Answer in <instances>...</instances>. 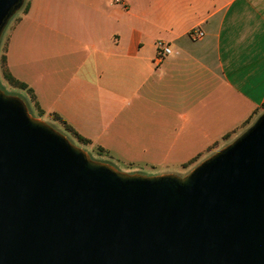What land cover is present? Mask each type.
I'll return each mask as SVG.
<instances>
[{
  "label": "crops",
  "instance_id": "obj_1",
  "mask_svg": "<svg viewBox=\"0 0 264 264\" xmlns=\"http://www.w3.org/2000/svg\"><path fill=\"white\" fill-rule=\"evenodd\" d=\"M16 14L10 74L118 163L187 172L263 111L264 0H29Z\"/></svg>",
  "mask_w": 264,
  "mask_h": 264
},
{
  "label": "water",
  "instance_id": "obj_2",
  "mask_svg": "<svg viewBox=\"0 0 264 264\" xmlns=\"http://www.w3.org/2000/svg\"><path fill=\"white\" fill-rule=\"evenodd\" d=\"M24 0H0V38ZM0 264H264V112L186 174L90 158L0 89Z\"/></svg>",
  "mask_w": 264,
  "mask_h": 264
},
{
  "label": "rangeland",
  "instance_id": "obj_3",
  "mask_svg": "<svg viewBox=\"0 0 264 264\" xmlns=\"http://www.w3.org/2000/svg\"><path fill=\"white\" fill-rule=\"evenodd\" d=\"M29 0H24L23 6L28 3ZM22 6V8H23ZM22 8L19 10L21 11ZM17 14H15L8 22L7 26L5 27L1 38H0V89L7 95H12V96H16L18 98H20L26 105L29 113L34 117V118H38L43 120L44 122H46L47 124H49L51 127H53L54 129H56L57 131H59L60 133H62L64 136H66L74 145H76L77 147L83 149L85 152L88 153V155L90 156L91 159L98 161V162H105L108 164H111L112 166H114L116 169H118L119 171L122 172H126V173H140L143 175H147V176H153V175H160V174H166V173H171V174H176L179 176H182L184 174H186L189 170H191L197 163H199L201 160H203L204 158L208 157L209 155H211L212 153H214L215 151H217L218 149L226 146L227 144H229L230 142H232L237 136H239L246 128H248L255 120L256 118L263 113L262 112H258L256 113V115L251 118L248 122V124L246 126H244L241 131L237 132L235 135L233 136H229L227 139L223 140L222 142H220L216 148L210 150L207 152V154H205L202 157H199V159L194 162L193 164H190L189 166L186 167V171L184 172L181 169H175V170H171L170 172H167L168 170H151V169H146V168H141L138 170V168H135L133 166H131L130 164H126V163H118L116 160H114L113 158L109 157L108 155H104L103 153L97 151V148H91L88 145L87 146H83L78 144L68 133H66L62 126L55 121L50 115H42L39 116L37 110L34 108L33 105V101L30 95H28L25 91L16 89L11 87L3 78L2 76V68H1V58L2 56H4V51H5V40H6V36H7V30L10 27L11 22L14 23V21L16 20L15 16Z\"/></svg>",
  "mask_w": 264,
  "mask_h": 264
},
{
  "label": "trees",
  "instance_id": "obj_4",
  "mask_svg": "<svg viewBox=\"0 0 264 264\" xmlns=\"http://www.w3.org/2000/svg\"><path fill=\"white\" fill-rule=\"evenodd\" d=\"M29 9V2L26 3L21 12L22 14H26L27 11ZM1 68H2V76L4 78V80L13 88L25 91L28 95L31 96L32 101H33V105L34 108L37 110L38 115L42 116L43 115V111L39 108L38 104L35 101V96L32 93V90L30 88L27 87L26 84L16 80L8 71L7 69V64H6V57L2 56L1 58ZM262 110L264 111V104L262 105ZM55 121H57L63 128V130L68 133L78 144L83 145V146H87L90 144V141L82 136H80L71 126H69L62 118H60L57 114H49ZM251 118H248V120H246V122L244 123V126H246L249 122ZM230 136V134H226L223 137V140L227 139ZM219 143H214L212 146H210V148L208 149V151L214 149L217 147ZM97 151L104 153V149L103 148H97ZM199 159V156L193 158L192 160H190L187 164L183 165V168H186L187 166H189L190 164H193L194 162H196Z\"/></svg>",
  "mask_w": 264,
  "mask_h": 264
},
{
  "label": "built area",
  "instance_id": "obj_5",
  "mask_svg": "<svg viewBox=\"0 0 264 264\" xmlns=\"http://www.w3.org/2000/svg\"><path fill=\"white\" fill-rule=\"evenodd\" d=\"M203 33L202 32H193L192 34H190V36L193 39H198L200 37H202ZM156 50H157V56L156 59L157 60H161L165 55L170 54V48L164 44L163 42H157L156 43Z\"/></svg>",
  "mask_w": 264,
  "mask_h": 264
}]
</instances>
